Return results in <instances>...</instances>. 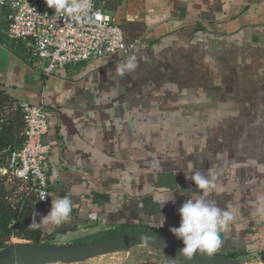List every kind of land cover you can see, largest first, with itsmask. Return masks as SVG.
Masks as SVG:
<instances>
[{
    "label": "crops",
    "instance_id": "crops-1",
    "mask_svg": "<svg viewBox=\"0 0 264 264\" xmlns=\"http://www.w3.org/2000/svg\"><path fill=\"white\" fill-rule=\"evenodd\" d=\"M94 2L121 27L131 56L45 77L25 43L0 32V88L47 112L49 199L37 222L52 194L74 202L69 220L42 226V238L138 229L175 237L178 208L199 194L185 178L191 162L214 178L209 199L233 216L214 254L264 263V0ZM7 15L0 7V31ZM129 59L134 70L119 76Z\"/></svg>",
    "mask_w": 264,
    "mask_h": 264
},
{
    "label": "built area",
    "instance_id": "built-area-1",
    "mask_svg": "<svg viewBox=\"0 0 264 264\" xmlns=\"http://www.w3.org/2000/svg\"><path fill=\"white\" fill-rule=\"evenodd\" d=\"M86 11L71 19L55 13L45 0H0L8 11L1 34L25 43L29 57L39 62L43 76L50 77L69 66L121 53L131 56L133 46L112 16L95 6L94 0H78ZM24 130L21 147L8 161L10 175L35 195L39 204L49 199V152L43 136L48 130L43 103L19 104ZM1 171V170H0ZM44 195H47L43 200Z\"/></svg>",
    "mask_w": 264,
    "mask_h": 264
},
{
    "label": "clouds",
    "instance_id": "clouds-1",
    "mask_svg": "<svg viewBox=\"0 0 264 264\" xmlns=\"http://www.w3.org/2000/svg\"><path fill=\"white\" fill-rule=\"evenodd\" d=\"M49 8H53L55 13H63L67 17L74 19L82 12L86 11V5L78 2V0H45ZM134 59V58H132ZM132 59L122 63L116 68L119 76L123 77L127 72L134 70ZM185 175L186 179H190L199 190L198 198H187L185 202L178 208L180 223L178 227H172L169 231L179 240L182 241L183 247L179 250L180 256L186 259H191L194 253H205L209 256L216 253L221 247L220 229L226 227L233 219V216L227 210L217 206L215 200L209 199V196L214 188V178L194 168L191 162H188ZM164 191H169L164 189ZM51 199L50 211L37 222L36 217L39 215L32 212V221L28 228L32 231L40 229L44 225L61 226L69 220L73 211V200L70 195L55 196ZM48 197L44 195L42 199ZM167 201L174 202L173 192L170 197L165 199L160 207ZM264 213V208L258 209ZM96 214L92 213L90 219H95ZM164 223V218L160 217V222L157 227H161ZM145 239H151L145 237Z\"/></svg>",
    "mask_w": 264,
    "mask_h": 264
},
{
    "label": "water",
    "instance_id": "water-1",
    "mask_svg": "<svg viewBox=\"0 0 264 264\" xmlns=\"http://www.w3.org/2000/svg\"><path fill=\"white\" fill-rule=\"evenodd\" d=\"M150 237L151 239H145ZM147 247L173 256L182 264H240L234 259L217 254L211 256L194 253L191 259L180 256L182 241L168 234L150 230L119 232L90 245L74 247H42L33 244H16L0 254V264H56L73 263L112 252L127 251L135 247Z\"/></svg>",
    "mask_w": 264,
    "mask_h": 264
},
{
    "label": "trees",
    "instance_id": "trees-1",
    "mask_svg": "<svg viewBox=\"0 0 264 264\" xmlns=\"http://www.w3.org/2000/svg\"><path fill=\"white\" fill-rule=\"evenodd\" d=\"M24 122L20 106L0 88V168L7 170L0 174V249L15 238L40 246L42 230L32 231V221L39 203L34 194L22 188L8 170L11 154L17 151L24 140Z\"/></svg>",
    "mask_w": 264,
    "mask_h": 264
},
{
    "label": "rangeland",
    "instance_id": "rangeland-1",
    "mask_svg": "<svg viewBox=\"0 0 264 264\" xmlns=\"http://www.w3.org/2000/svg\"><path fill=\"white\" fill-rule=\"evenodd\" d=\"M5 174V173H0ZM119 232L113 231L107 234H98L97 238L94 237H75V236H45L39 242L42 247H74L80 245H90L98 241H102L109 238ZM31 244L24 240H19L12 238L8 241L2 249H0V254L7 252L16 244ZM130 257L136 258L138 260L137 264H182L177 258L173 256H167L163 252H159L152 248L140 247L134 248L127 251L112 252L109 254L99 255L85 260L73 262V263H56V264H124ZM240 264H264L256 257H245L241 258Z\"/></svg>",
    "mask_w": 264,
    "mask_h": 264
},
{
    "label": "bare ground",
    "instance_id": "bare-ground-1",
    "mask_svg": "<svg viewBox=\"0 0 264 264\" xmlns=\"http://www.w3.org/2000/svg\"><path fill=\"white\" fill-rule=\"evenodd\" d=\"M19 244V243H18Z\"/></svg>",
    "mask_w": 264,
    "mask_h": 264
}]
</instances>
